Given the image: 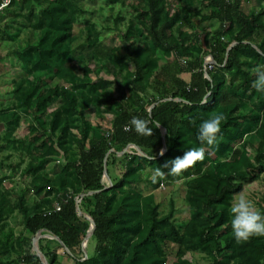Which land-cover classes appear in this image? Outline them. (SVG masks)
I'll list each match as a JSON object with an SVG mask.
<instances>
[{
	"label": "trees",
	"instance_id": "1",
	"mask_svg": "<svg viewBox=\"0 0 264 264\" xmlns=\"http://www.w3.org/2000/svg\"><path fill=\"white\" fill-rule=\"evenodd\" d=\"M88 1L97 2L11 0L0 8L23 71L0 106L7 129L0 153L19 142L16 131L27 124L17 162L13 154L0 157V168L28 183L14 190L0 176V264H42L32 252L39 232L60 237L73 254L42 238L49 264H200L195 254L210 264H264V236L237 241L229 211L245 183L264 174V91L253 86L264 69V0L250 11V0H99L92 9ZM209 21L218 25L210 32L202 26ZM105 31L119 32V43ZM207 56L215 61L206 67L210 78ZM214 113L225 119L209 146L199 126ZM133 115L149 121L151 136L135 131ZM130 144L146 156L123 153ZM200 146L205 159L195 167L179 175L164 168L165 178L152 181L157 167ZM53 149L57 161L48 158ZM183 179L190 219L179 222L174 200L163 213L154 191ZM90 192L80 202L96 222L95 248L85 259L91 223L79 215L77 198Z\"/></svg>",
	"mask_w": 264,
	"mask_h": 264
},
{
	"label": "rangeland",
	"instance_id": "2",
	"mask_svg": "<svg viewBox=\"0 0 264 264\" xmlns=\"http://www.w3.org/2000/svg\"><path fill=\"white\" fill-rule=\"evenodd\" d=\"M51 1V0H50ZM264 4V1H263ZM100 2L99 0H97V2L93 3L88 1L87 2V7L92 9V8H98L100 7ZM254 8H257V0H250L249 3L246 2L244 4V9L246 11H250ZM111 13L106 11V17L110 16ZM98 15H95V18L93 20H96V22L98 21V28L101 29L102 27V22L100 21L99 18H97ZM100 16V15H99ZM110 25L113 26V23H110ZM203 29H205L206 31H212L214 30L218 25L215 22H206L203 25ZM79 31V27L76 26L75 27V33H78ZM205 33V32H204ZM104 37L105 39L108 40H114L115 44L119 43V39H120V35L119 32H111V33H107L105 31L104 33ZM203 38H205V36L203 35ZM6 61H8L5 58ZM13 60V58H12ZM80 61V59L78 60ZM209 63H211L212 65L214 64L212 62V58L211 56H207L205 58V65H208ZM15 64V63H14ZM13 65L10 62H7L6 65L4 64H0V106L2 103H5L10 99L9 96V92L11 91L12 87H13V80L16 79L17 77H19V75L21 74L22 69H16V68H12ZM20 67L18 65L15 64V67ZM14 67V66H13ZM12 70V72L10 71ZM4 71V72H3ZM3 72V73H2ZM23 74V71H22ZM106 76L110 77V75H108L107 73H103ZM3 75H7L6 77H3ZM183 77L186 80L190 79V74H184ZM7 132V129L4 127V125H0V137L3 136V134H5ZM27 134V124L23 123L22 126L18 129V131H16V135L19 136V142L16 145H10V147H7L4 149V151H2L0 153V157H7V155L13 154L11 160H13L14 162H17L18 160V151H22L23 147L25 145H27L26 141H25V136ZM1 139V138H0ZM2 141H4V139L2 138ZM131 151V149H130ZM0 158V161H1ZM50 161H57L58 158H60V154L58 153V151H56L55 149L52 150V153L49 154L48 156ZM51 167V164H49L47 166V169H49ZM10 170L6 169V168H0V176L1 178L4 179L5 184L8 188L17 190L18 188L21 187H26V185L28 183H26V181L21 177L20 174L16 175V176H11L10 175ZM105 181L109 184V181L107 178H105ZM186 191H187V186L185 184V179L175 182L173 185L171 186H167L164 189H158L156 191H154L156 198L158 200V202L161 203V210L163 213H166L168 211V209L170 208V202L171 200H174L175 202V206L177 207V213H176V218L179 222H186L190 219V211H189V207L188 204L185 201V195H186ZM149 192H151V190H144V194H148ZM246 195L248 198L252 199L256 205L257 208L261 209L264 207V174L262 175L261 179L257 182H248L245 183L244 188L241 192H239L238 194L235 195V199L233 201V203L235 202L236 198L240 195ZM35 238V237H34ZM33 238V239H34ZM53 247H55V249H57V251L63 255L64 250L61 247H57V245H53ZM95 248V242L93 240H89L88 245H87V249L89 253H92L93 250ZM176 247L173 246V249L171 251V259H174V256L176 255ZM65 257V256H64ZM69 257H71L69 255ZM68 256L65 257L68 263L71 262L70 258ZM194 259L195 262L200 263V264H210L204 257L203 254H195L194 255Z\"/></svg>",
	"mask_w": 264,
	"mask_h": 264
},
{
	"label": "clouds",
	"instance_id": "3",
	"mask_svg": "<svg viewBox=\"0 0 264 264\" xmlns=\"http://www.w3.org/2000/svg\"><path fill=\"white\" fill-rule=\"evenodd\" d=\"M5 6L0 4V8ZM253 86L257 90L264 91V69L257 71ZM224 119L223 113H214L211 117L202 120L199 126V140L206 142L209 146L216 144ZM159 124L156 122V127ZM130 125L142 136H151L153 133V128L148 126L149 121L139 116L133 115ZM125 127L127 128L128 125ZM204 159L205 149L203 146L189 148L182 156H177L167 161L162 167H157L151 179L153 182L163 180L165 172L162 169L164 168L169 169L173 175H179L185 170L195 167L198 161ZM229 211L231 213L232 232L237 241L243 242L254 236H264V210L257 208L252 199L240 194L230 206Z\"/></svg>",
	"mask_w": 264,
	"mask_h": 264
},
{
	"label": "water",
	"instance_id": "4",
	"mask_svg": "<svg viewBox=\"0 0 264 264\" xmlns=\"http://www.w3.org/2000/svg\"><path fill=\"white\" fill-rule=\"evenodd\" d=\"M237 43H233L231 44V46L229 47L228 51H227V57L231 51V49L236 46ZM255 48H257L255 46ZM212 58V57H211ZM212 62L215 63L214 59L212 58ZM207 65H205V76L207 78H210L209 77V74H208V71L206 69ZM155 107V104L150 108V111ZM161 130H162V134H163V149H162V154H165L166 151H167V142H166V129L162 126H160ZM135 149L140 155L142 156H146V154L136 145H133V144H130L123 153L125 152H132L130 151V149ZM113 150H111L112 152ZM110 152L108 153L107 157L109 156ZM122 154V153H121ZM104 178H107L108 181H109V185L111 186L112 185V181H111V178L108 174V170H107V158L105 160V170H104ZM108 187V186H107ZM106 187V188H107ZM105 188V189H106ZM90 194H93V192H90V193H87V194H82L80 195L78 198H77V210L79 212V215H84L85 218H87L90 223H91V226H90V229L88 231V234L87 236L85 237L83 243H82V249H83V252H84V255H85V259L88 257V252H87V245H88V242L89 240L91 239V237L93 236L95 230H96V222L95 220L90 216V215H87V214H83V212L81 211V208H80V202L82 200L83 197L87 196V195H90ZM42 238H49V239H53V240H56L58 241L61 246L65 249V251L70 255V256H73L71 250L66 246V244L60 239V237L56 236V235H53L51 233H47V232H39L35 238L33 239V247H32V252L37 255L40 260H41V263L42 264H49V261L47 259V257L44 255V253L40 250V247H39V241L40 239Z\"/></svg>",
	"mask_w": 264,
	"mask_h": 264
},
{
	"label": "crops",
	"instance_id": "5",
	"mask_svg": "<svg viewBox=\"0 0 264 264\" xmlns=\"http://www.w3.org/2000/svg\"><path fill=\"white\" fill-rule=\"evenodd\" d=\"M5 25L7 27L9 26L8 24L0 25V64L6 65L7 62H10L14 66V67L12 66L11 69L12 68H16V69L18 68L20 70L21 69L20 67H17V66L15 67L14 59L12 60L13 56H12L11 52H12L14 45L10 40H8L7 34L5 32V27H6ZM5 58L8 61H6ZM10 71L12 72V70H10ZM20 75H22V71H21ZM6 76L7 75H3V77H6ZM129 153H131V152H129ZM119 155H121V153H119ZM118 165H120V164H118ZM118 165L114 169L116 174H118L120 172V169H121V167H118Z\"/></svg>",
	"mask_w": 264,
	"mask_h": 264
},
{
	"label": "built area",
	"instance_id": "6",
	"mask_svg": "<svg viewBox=\"0 0 264 264\" xmlns=\"http://www.w3.org/2000/svg\"><path fill=\"white\" fill-rule=\"evenodd\" d=\"M10 1H11V0H5L4 5L7 6V5L10 3ZM2 8H3V7H2ZM208 65H210V68L212 67V64H211V63H209ZM64 89H65V90H68L67 87H64ZM162 188L164 189V188H166V186L163 185Z\"/></svg>",
	"mask_w": 264,
	"mask_h": 264
}]
</instances>
